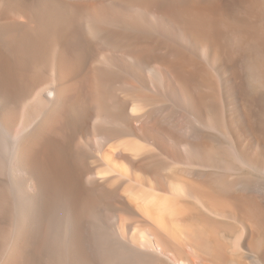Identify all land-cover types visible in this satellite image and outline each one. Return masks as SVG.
I'll return each instance as SVG.
<instances>
[{"label":"bare ground","instance_id":"bare-ground-1","mask_svg":"<svg viewBox=\"0 0 264 264\" xmlns=\"http://www.w3.org/2000/svg\"><path fill=\"white\" fill-rule=\"evenodd\" d=\"M0 264H264V0H0Z\"/></svg>","mask_w":264,"mask_h":264}]
</instances>
